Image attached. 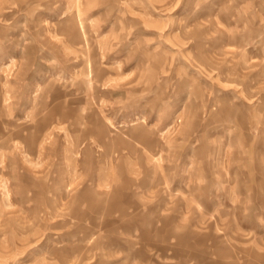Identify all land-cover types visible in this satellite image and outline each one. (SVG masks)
Masks as SVG:
<instances>
[{
  "label": "rangeland",
  "instance_id": "rangeland-1",
  "mask_svg": "<svg viewBox=\"0 0 264 264\" xmlns=\"http://www.w3.org/2000/svg\"><path fill=\"white\" fill-rule=\"evenodd\" d=\"M0 264H264V0H0Z\"/></svg>",
  "mask_w": 264,
  "mask_h": 264
}]
</instances>
